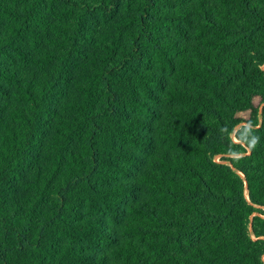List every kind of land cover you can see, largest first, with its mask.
Masks as SVG:
<instances>
[{
  "label": "trees",
  "instance_id": "obj_1",
  "mask_svg": "<svg viewBox=\"0 0 264 264\" xmlns=\"http://www.w3.org/2000/svg\"><path fill=\"white\" fill-rule=\"evenodd\" d=\"M0 264H264V0H0Z\"/></svg>",
  "mask_w": 264,
  "mask_h": 264
},
{
  "label": "clouds",
  "instance_id": "obj_2",
  "mask_svg": "<svg viewBox=\"0 0 264 264\" xmlns=\"http://www.w3.org/2000/svg\"><path fill=\"white\" fill-rule=\"evenodd\" d=\"M255 142H256V138L253 139L252 143L255 144Z\"/></svg>",
  "mask_w": 264,
  "mask_h": 264
}]
</instances>
